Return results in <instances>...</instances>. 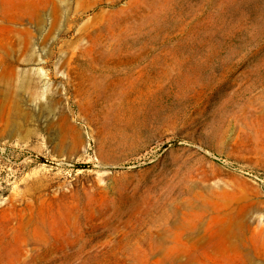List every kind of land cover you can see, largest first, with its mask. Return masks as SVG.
I'll list each match as a JSON object with an SVG mask.
<instances>
[{"label": "rangeland", "instance_id": "obj_1", "mask_svg": "<svg viewBox=\"0 0 264 264\" xmlns=\"http://www.w3.org/2000/svg\"><path fill=\"white\" fill-rule=\"evenodd\" d=\"M0 264H264V0H0Z\"/></svg>", "mask_w": 264, "mask_h": 264}]
</instances>
